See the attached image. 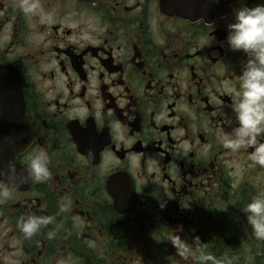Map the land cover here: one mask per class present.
<instances>
[{
	"label": "flooded vegetation",
	"instance_id": "1",
	"mask_svg": "<svg viewBox=\"0 0 264 264\" xmlns=\"http://www.w3.org/2000/svg\"><path fill=\"white\" fill-rule=\"evenodd\" d=\"M186 1L183 15L166 0H41L54 22L38 23L0 0V165L18 185L0 204V264H195L174 234L264 264L244 216L264 168L219 142L245 61L226 27L252 0ZM36 150L51 179L23 182ZM29 214L54 223L25 239Z\"/></svg>",
	"mask_w": 264,
	"mask_h": 264
},
{
	"label": "clouds",
	"instance_id": "2",
	"mask_svg": "<svg viewBox=\"0 0 264 264\" xmlns=\"http://www.w3.org/2000/svg\"><path fill=\"white\" fill-rule=\"evenodd\" d=\"M16 6L28 19L38 23L54 22V14L44 9L41 0H17ZM216 40L213 31L201 38L200 45L211 48ZM223 42L230 51L242 53L245 61L238 77L239 87L231 90L230 108L234 119L226 118L219 142L233 153H248L252 166L264 168V0H256L253 6L242 7L235 12L232 22L226 27ZM50 162L46 151H34L26 158L23 182L44 183L50 180ZM15 172V165L9 162L7 172L0 169V177L12 176ZM17 187L0 179V204L11 199ZM159 206L163 209L166 205L160 203ZM59 207L61 212L68 211L67 205ZM244 216L254 238L264 241V194L254 196L245 205ZM54 219L53 216L29 214L21 216L17 226L25 239H31L42 228L53 224ZM55 236V229L48 231V239ZM168 241L179 257L192 259L195 264H233L232 257H217L203 245L193 248L177 234ZM247 259L252 264L254 258L249 255Z\"/></svg>",
	"mask_w": 264,
	"mask_h": 264
},
{
	"label": "water",
	"instance_id": "3",
	"mask_svg": "<svg viewBox=\"0 0 264 264\" xmlns=\"http://www.w3.org/2000/svg\"><path fill=\"white\" fill-rule=\"evenodd\" d=\"M166 1L168 2L167 4L172 9L173 12L178 13V14H183V15L188 14V11L186 10V6L188 4H198V2H194V1L187 2L186 0H178L175 3H170V0H166ZM255 2L256 0H252L251 6H253ZM7 165L6 166L0 165V169H4L5 172H7ZM0 179H4L5 182L10 181L8 176L0 177Z\"/></svg>",
	"mask_w": 264,
	"mask_h": 264
}]
</instances>
